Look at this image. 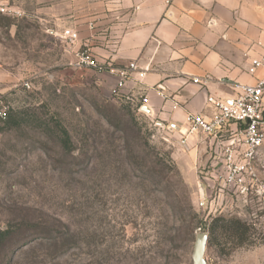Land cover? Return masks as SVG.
<instances>
[{
    "label": "rangeland",
    "instance_id": "obj_1",
    "mask_svg": "<svg viewBox=\"0 0 264 264\" xmlns=\"http://www.w3.org/2000/svg\"><path fill=\"white\" fill-rule=\"evenodd\" d=\"M51 29L31 0L0 8V102L8 106L0 122V225L31 219L1 255L18 252L16 264H192L195 234L223 216L249 223L251 243L206 244V264H264V194L217 185L211 207L200 206L210 159L196 174V159L174 157L175 146L138 102L76 65V50ZM121 104L165 156L163 167L142 147L126 155ZM111 141L120 153L105 149ZM255 168L264 180V144ZM176 203L193 210L192 225Z\"/></svg>",
    "mask_w": 264,
    "mask_h": 264
},
{
    "label": "crops",
    "instance_id": "obj_2",
    "mask_svg": "<svg viewBox=\"0 0 264 264\" xmlns=\"http://www.w3.org/2000/svg\"><path fill=\"white\" fill-rule=\"evenodd\" d=\"M12 1L0 0V7ZM31 1L54 34L77 32L72 50L88 49L114 68L134 62L145 70L141 81L128 79L122 87L116 75L96 73L105 88L138 102L175 146L174 157L196 159V174L210 159L214 140L189 132L186 115L208 116V95H232L236 84L264 77V0ZM252 58L263 63L254 74L247 71Z\"/></svg>",
    "mask_w": 264,
    "mask_h": 264
},
{
    "label": "built area",
    "instance_id": "obj_3",
    "mask_svg": "<svg viewBox=\"0 0 264 264\" xmlns=\"http://www.w3.org/2000/svg\"><path fill=\"white\" fill-rule=\"evenodd\" d=\"M60 37L67 47H73L78 34L66 28ZM262 48L264 50V45ZM75 59L78 66L91 68L97 73L106 71L116 75L118 87L124 86L128 79L141 81L145 75V70L138 68L134 62L125 68L103 64L88 49H77ZM262 64L261 60L252 58L248 73L254 74ZM192 81L200 83L198 78ZM122 97L132 100L129 96ZM206 104L210 108L208 116L192 112L186 115L189 132H200L214 140L209 169L203 172L204 182L199 184L198 204L211 207L214 201L211 193L217 185L226 186L244 197L249 194L263 195L264 180H259L257 176L255 161L264 144V77L252 84H236L232 95H208ZM136 106L140 111V106ZM7 111L8 106L0 102V122L6 119ZM181 134L185 135L183 132Z\"/></svg>",
    "mask_w": 264,
    "mask_h": 264
},
{
    "label": "trees",
    "instance_id": "obj_4",
    "mask_svg": "<svg viewBox=\"0 0 264 264\" xmlns=\"http://www.w3.org/2000/svg\"><path fill=\"white\" fill-rule=\"evenodd\" d=\"M121 108L124 109L122 111V115L120 116V121L123 125L122 128H119L118 131L124 134V151H126V155L129 158L136 157L134 152L137 148L142 147L144 152L148 155L150 159L154 161L155 166H162L166 161L160 152H158L154 147H152L146 138H143L141 135V127L138 125V122L135 118L131 110V106L129 104H121ZM137 108V106H135ZM121 112V111H120ZM125 116L127 119H125ZM105 149H110L113 153H120L117 151L116 147L118 145H114L113 141H111ZM136 149V150H135ZM109 152L108 150H106ZM168 157V155H167ZM170 161V171L176 169L171 158H168ZM164 177L167 178V175ZM179 202V199H178ZM176 209L178 213H180V218L182 221L188 220L189 225L193 224V219L195 218V213L189 207L185 208L181 206L180 203H176ZM188 218V219H187ZM27 221V222H25ZM31 224V219L25 218L17 223H8L4 226L0 225V264H16V257L18 256V252L10 253V254H2L1 251L4 248L5 243L15 236L16 233H19L22 230H25L26 227ZM205 231L208 235L207 244L218 245L221 244V240L226 238L229 242L233 244L234 247L243 246L251 243V232L249 223L241 220L238 217H223V216H215L210 219L209 222L205 223ZM196 227V226H195ZM192 228H194L192 226Z\"/></svg>",
    "mask_w": 264,
    "mask_h": 264
},
{
    "label": "water",
    "instance_id": "obj_5",
    "mask_svg": "<svg viewBox=\"0 0 264 264\" xmlns=\"http://www.w3.org/2000/svg\"><path fill=\"white\" fill-rule=\"evenodd\" d=\"M208 235L206 232L200 231L195 234L193 248L191 252L192 264H206L204 251L207 244Z\"/></svg>",
    "mask_w": 264,
    "mask_h": 264
}]
</instances>
